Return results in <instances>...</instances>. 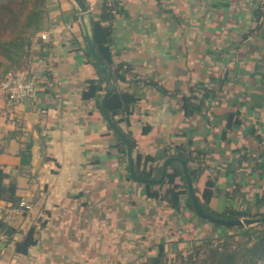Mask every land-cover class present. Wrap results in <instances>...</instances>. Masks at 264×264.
Masks as SVG:
<instances>
[{
	"label": "crops",
	"instance_id": "obj_1",
	"mask_svg": "<svg viewBox=\"0 0 264 264\" xmlns=\"http://www.w3.org/2000/svg\"><path fill=\"white\" fill-rule=\"evenodd\" d=\"M72 1L59 0L55 7H49L50 26L43 31L48 34L45 41L51 48L45 59H33L29 64L38 81L35 95L12 103L0 90V164L6 166L8 180L15 182L21 200L32 206L26 210L0 201V216L18 230L15 240L21 239L31 225L37 229V242L26 254L15 252L13 242L0 238V264H143L146 257L153 254L154 243L161 239L158 232L152 240L148 233L154 229L139 218L143 213L149 215L147 210L120 207L126 186L135 182L125 178L123 164L118 162L116 150L111 147L113 137L103 135L107 124L94 100L82 98L87 81L95 79L97 74L83 54L84 32L79 19L74 18L76 8ZM117 2L123 13L114 21L115 49L120 51L115 61L131 63L140 78L150 77L172 92L162 95L142 83L139 86L119 84L141 97L133 108L130 125L122 124V128L137 139L141 151L157 154L165 143L184 140L181 132L189 128L193 129V138L199 146L209 153L219 151L224 155L222 159L241 145L258 150L257 141L256 144H244L236 133L241 131L249 137V131L256 130L257 123L264 136V95L258 92L259 88H264V81L262 85L256 80L242 83L237 74H232L228 63L219 75H209L207 80L202 73L198 77L192 76V72L197 74L207 61L204 56H209L215 63L221 61L219 53H229L233 47L236 49L234 54L231 53L232 57L237 52L258 53L264 61V53H261L264 37L251 35L238 43L242 33L254 24L249 10L251 0L241 9L238 6L231 9L232 0ZM99 3L93 12L99 10ZM192 18L207 32L214 31L229 19L231 23L226 28L229 37L224 40L229 44H220L204 36L203 45L197 40L199 44L191 50L188 43L191 23L188 20ZM184 24L190 27L182 26ZM234 63L232 70L253 76L254 63L251 71L238 66V60ZM260 69L264 76V67ZM213 76L217 79L225 76L227 83L241 81L252 90L235 92L241 98L226 104L224 100L229 89L225 85L222 90H217V101L215 98L210 101V112L206 110L204 116L195 114L187 119L181 107L180 93L173 92L178 89L187 94L194 85L210 83ZM235 108L241 111L243 125L229 134L231 140L222 141L220 124L210 127L208 119L213 113L220 115ZM144 124L151 127L148 133H142ZM154 138L161 143L155 151L149 148ZM27 139L32 140L29 165L32 176L18 169V151ZM220 161L214 159L211 165ZM214 174L212 171L211 175ZM256 177L264 180L261 174L247 173L244 181ZM220 180L224 190L233 184L232 176L225 172L220 174ZM140 194L147 202L141 190ZM220 196L224 195L210 201V206L216 210H221L225 204V199Z\"/></svg>",
	"mask_w": 264,
	"mask_h": 264
},
{
	"label": "trees",
	"instance_id": "obj_2",
	"mask_svg": "<svg viewBox=\"0 0 264 264\" xmlns=\"http://www.w3.org/2000/svg\"><path fill=\"white\" fill-rule=\"evenodd\" d=\"M87 10L89 4L83 0ZM97 12L88 10L86 15L88 30L98 57L103 64L111 69V92L107 97L105 109L113 123L126 135L132 149L133 171L139 177L134 179L129 173L126 146L118 134L106 122L101 109L100 99L104 93V73L102 65L93 57L84 36L85 59L95 68L97 77L87 81L86 88L82 91L83 99H93L95 107L107 124V131L103 135H112L117 160L123 164L125 178L140 185L142 195L151 201L161 203L167 213H180L190 211L205 222L216 226L219 231L215 235H205L198 239L188 240L189 245L184 252L178 246L182 240L167 241L160 239L154 243L153 254H149L143 264H264V220L250 226L226 225L211 222L202 218L195 210L190 198L186 174L179 161H171L166 166L164 176L159 182H150L158 179L162 174L164 161L168 157H178L185 161L192 186L201 207L209 214L225 219L241 217L257 218L264 216V200L255 202L254 209L243 196L247 204L240 207L237 203V192L245 184L244 177L247 173H258L264 176V136L256 133L255 129L249 131L259 144V149L248 148L245 145L237 147L235 152L226 154L225 159L215 166L211 165L214 158L209 157V152L198 145L193 138V129L182 131L184 140L165 143L157 154L141 151L137 139L129 130H124L122 124L130 125L134 106L140 100L137 92L121 88L120 83L139 86L140 83L155 88L162 95H171V91L152 78H140L133 71V66L127 61H115L120 53L115 49L114 21L123 13L117 0H101ZM251 21L254 22L246 32L242 33L239 44L249 36L264 37V0H251ZM75 20L79 19L78 11L74 14ZM50 26L49 0H0V80L5 73L14 68L24 67L29 69L33 59H45L51 44L40 37V32ZM8 37H5L6 34ZM237 43V44H238ZM37 78V76L35 75ZM212 86H192L188 93L176 89L173 93H180L182 109L187 119L195 114L204 116V111L210 110V101L216 97L218 89L222 90L227 79L210 77ZM218 81V84L215 82ZM38 88V82H37ZM36 88V91H37ZM210 127L220 124L219 138L229 141V134L243 125V118L239 108L229 110L223 114H212L208 119ZM151 127L142 126V133H148ZM204 141L206 137L204 136ZM32 140L27 139L18 151V169L25 175H30L29 165L31 159ZM109 153V152H108ZM212 161V162H210ZM214 171V175L205 173ZM225 172L232 176L233 184L230 189L224 190L220 183V174ZM239 177V178H238ZM9 172L5 165L0 164V201H6L12 207L18 208L21 200L17 194L15 182L8 180ZM224 195L225 204L221 210L210 206L213 197ZM242 196V195H240ZM264 198V194L262 195ZM17 229L10 225L4 216H0V235L5 242H13L14 251L26 254L29 248L37 242V229L31 225L19 240L14 239ZM173 252L174 256L169 253Z\"/></svg>",
	"mask_w": 264,
	"mask_h": 264
},
{
	"label": "rangeland",
	"instance_id": "obj_3",
	"mask_svg": "<svg viewBox=\"0 0 264 264\" xmlns=\"http://www.w3.org/2000/svg\"><path fill=\"white\" fill-rule=\"evenodd\" d=\"M177 1H181V0H177ZM248 0H232L233 5L231 6V9L235 8L238 6L239 9L241 8H245V3ZM57 2H59V0H49V7H55V4H57ZM73 2V6L76 8L75 11H78L79 14V9L76 6L74 0ZM87 3L89 4V11L93 10L95 5H92L90 3V0H87ZM188 22L191 23V34L188 35V43L191 46V50H194V47L200 43L203 45L204 41V36H209L212 40H214L217 43H225L227 41L224 42L225 39H227L229 36L226 33V28L228 26H230V20L228 19V21L223 22V24L221 26H219V28L215 29L214 31L211 32H207L206 29L202 30V27H200L199 23L194 20V18L189 19ZM209 25V24H208ZM219 24H217L218 26ZM185 27H190V25H182ZM210 26V25H209ZM9 34L7 33L5 35V37H8ZM199 38V39H198ZM198 40V42H197ZM202 41V43L200 42ZM229 43L227 42V45ZM230 46V45H229ZM199 47V46H198ZM235 49L236 47L231 48L229 53L223 54L219 53L218 59L221 61H216L215 63H213L210 59L209 56H204V59H207V63L205 62V64H202L201 67V71H198V73L196 74L195 72H192V76L198 77L201 73L203 74V76L205 77L204 79L207 80L209 75H219V73L221 72L222 67L225 68L224 65H226V63H228L229 68L232 71V74L234 73L237 74V76L241 79L242 83L244 80H249V81H254L256 80V82H260V84L262 85V82L264 81V76L262 73V70L260 69L261 67H264V61L258 57V53H252L250 54H245L243 52L238 53L237 55L234 57H232V54L235 53ZM232 53V54H231ZM261 53H264V49H262ZM253 55V56H252ZM220 57V58H219ZM254 57H257L256 60L254 59ZM191 59H195V58H191ZM230 59V61H228ZM238 60V66L240 67H244L245 70L247 71H251L253 63L255 65V71L253 76L249 77L245 71H236L235 69L232 70L231 67H234V62ZM195 61V60H193ZM228 61V62H227ZM199 64V63H198ZM261 66V67H260ZM254 67V66H253ZM24 68V67H22ZM25 69V68H24ZM200 69V68H199ZM229 69V70H230ZM195 71V70H194ZM238 72V73H237ZM225 78V76H223ZM221 77V78H223ZM186 78L188 79V75H186ZM241 81L239 82H226L225 85L226 87H228V91L226 94V99L224 100V103H228L229 101L232 102V99L235 100V98H241L236 96L235 92H240V91H244V90H252V88H246V86H244L243 84H241ZM215 84H218V81L215 82ZM208 86H212L214 85V83L210 82L207 84ZM224 85V86H225ZM255 89V88H254ZM260 89V90H259ZM258 92L260 93V95H264V88H259ZM257 90V89H256ZM217 98H215V101ZM214 101V103H215ZM227 101V102H226ZM143 110V109H141ZM253 119V118H252ZM255 119V118H254ZM256 133H261V128H260V124L256 123ZM112 136V135H111ZM236 137L243 139L245 142L244 144H256V140L254 138V136H249L251 137V139L248 137V135L244 136L241 131L236 133ZM249 138V139H247ZM113 140V139H112ZM157 138H154V140L152 139L151 141V146L149 147L152 150H156V148L159 147V145L161 143H158ZM163 142V141H161ZM234 146V144H232ZM251 148V147H250ZM140 150H141V146H140ZM209 157L214 158L216 160H223L222 156L224 157V155L220 154L219 151H213L211 153H209ZM212 162V161H210ZM124 167V166H123ZM124 169V168H123ZM124 172H126V170L124 169ZM210 171L205 172L206 174L209 173ZM125 174V173H124ZM210 174H212V172H210ZM258 178V177H256ZM252 178L249 179L248 181H246V183L244 184V186L242 188H240V190L237 192L238 196L237 197V203L239 204V206L245 207L247 204L243 201V196L249 201V204L251 205V208L254 209V204L255 202H259L261 200H264V198L262 196H260L261 194L264 193V180L261 178ZM257 183V184H256ZM125 193L122 194V196H124L123 200L121 201V206L124 209L127 210H136V209H140L142 208L143 210H147L148 214L143 213L144 215L142 217L139 216V218H143V220H146V224H149L150 229L152 230V228L154 229V231L149 232L148 234H150L152 236V240L154 239L153 237L156 235V233H160L161 234V239L167 240V241H171V240H175V239H180L182 240L180 243H178V246L182 247L184 252L187 250L188 245H189V241L188 240H193V239H198L200 237H203L205 235H215L219 229L208 223L205 221H202L200 219H198L194 213L184 210L180 213H167L165 212V207L161 204L158 203L156 201H151V200H147V202H145V200L141 199V194H140V190L141 187L140 185L136 184V183H129L126 186L125 189ZM102 193V191H99ZM256 193H258V196H254ZM261 193V194H260ZM260 194V195H259ZM242 195V196H240ZM223 199H225L224 196H220ZM102 203V202H100ZM32 208V206L30 207ZM150 212H153L152 214ZM140 214V213H138ZM151 216L153 218H151ZM145 222V221H143ZM145 224V225H146ZM150 231V230H148ZM145 230V232H148ZM170 255L173 254L172 251H170L169 253ZM174 256V255H171Z\"/></svg>",
	"mask_w": 264,
	"mask_h": 264
},
{
	"label": "water",
	"instance_id": "obj_4",
	"mask_svg": "<svg viewBox=\"0 0 264 264\" xmlns=\"http://www.w3.org/2000/svg\"><path fill=\"white\" fill-rule=\"evenodd\" d=\"M74 2H75L76 6L79 9V21H80L81 27L83 29L87 45H88V47L90 49V52L93 55V57L102 65V70H103V73H104V78H105L104 85H103L104 93H103V95H102V97L100 99L101 112H102L106 122L118 134V136L122 139V141L124 142V144L126 146V154H127V160H128L130 175L134 179H139V177L133 171L132 149H131V145L129 143V140L126 137V135L119 129V127H117L113 123V121L110 119V117L107 114L106 109H105V104H106L107 97H108V95L111 92V88H110V84H111V69H110V67L108 65L103 64V62L98 57L97 52L95 50V47H94V44L92 42L89 30H88V26H87L86 15L88 13V10H87V7H86L84 1L83 0H74ZM38 154H40V152ZM171 161H179L181 163V165H182V167H183V169L185 171V174H186L187 187H188V192H189L190 198L192 200V204H193L195 210L197 211V213L202 218H205L206 220L211 221V222H218V223L226 224V225H244V226L254 225V224H257V223H259V222L264 220V216L257 217V218L241 217V218H234V219H225V218H218V217H215V216L209 214L207 211H205L201 207V205H200V203H199V201H198V199L196 197L195 191L193 189L191 178H190V176L188 174V171H187L186 163L181 158L173 157V156L168 157L163 163L161 176L158 179H156V180H150V182H159L162 179V177L164 176V174H165L167 164L169 162H171Z\"/></svg>",
	"mask_w": 264,
	"mask_h": 264
},
{
	"label": "built area",
	"instance_id": "obj_5",
	"mask_svg": "<svg viewBox=\"0 0 264 264\" xmlns=\"http://www.w3.org/2000/svg\"><path fill=\"white\" fill-rule=\"evenodd\" d=\"M101 0H90L92 5L100 2ZM42 39H47L48 34L46 31L40 32ZM37 78L34 74L24 68H14L5 73L0 80V90L6 99L12 103L19 102L26 98H31L36 93ZM31 205L24 200H20L18 208L30 209ZM0 238L2 236L0 235Z\"/></svg>",
	"mask_w": 264,
	"mask_h": 264
}]
</instances>
